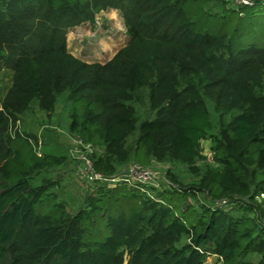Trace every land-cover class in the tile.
<instances>
[{
    "label": "trees",
    "instance_id": "1",
    "mask_svg": "<svg viewBox=\"0 0 264 264\" xmlns=\"http://www.w3.org/2000/svg\"><path fill=\"white\" fill-rule=\"evenodd\" d=\"M110 11L126 46L107 63L75 57L70 32ZM1 66L11 86L0 101V264H264V0H0ZM146 92L155 117L140 122ZM62 98L70 132L104 148L94 164L106 176L131 163L193 166L212 129L207 101L239 114L214 138L219 168L198 183L172 180L153 198L139 185L99 187L73 214L55 183L33 184L64 159L15 129ZM200 195L209 205L188 203Z\"/></svg>",
    "mask_w": 264,
    "mask_h": 264
},
{
    "label": "rangeland",
    "instance_id": "2",
    "mask_svg": "<svg viewBox=\"0 0 264 264\" xmlns=\"http://www.w3.org/2000/svg\"><path fill=\"white\" fill-rule=\"evenodd\" d=\"M242 0H212L215 8L232 7L240 4ZM101 26L83 24L76 27L68 35V49L78 59L87 63H107L123 49L128 42L127 29L124 19L118 11H110L98 18ZM103 23V24H102ZM11 86V73L4 66L0 67V101ZM210 112L212 129L208 138L201 140L202 156L193 166L178 162H153L149 167L162 183L177 180L184 185L196 184L205 174L206 170L213 167L219 168L215 161L214 138L218 136L222 127L228 126L232 119L239 114L238 111L217 112L215 105L207 101ZM137 113L140 122L153 119L155 114L150 110L148 93L144 95L142 103L137 104ZM71 104L65 98L59 100L55 111L48 115L34 106L30 112L20 117L15 129L31 136L36 150L42 155L54 156L64 159V163L58 167L44 170L33 180V184L41 185L44 181L55 183L52 191L57 195L59 201H63L70 213H76L87 205L88 200L96 193L98 187L82 183L75 178L74 166L70 159V151L73 147L75 134L70 132ZM138 136V132L130 139L132 143ZM104 153V148L96 150V156ZM176 182V183H177ZM159 188H149V193L155 196ZM199 207L202 204L209 205L207 199L200 195L198 199L188 202ZM261 257L251 255L244 262L258 264ZM207 264H218L216 257L207 260Z\"/></svg>",
    "mask_w": 264,
    "mask_h": 264
},
{
    "label": "built area",
    "instance_id": "3",
    "mask_svg": "<svg viewBox=\"0 0 264 264\" xmlns=\"http://www.w3.org/2000/svg\"><path fill=\"white\" fill-rule=\"evenodd\" d=\"M252 1L253 0H242L240 4L248 5ZM99 21H97V25L101 26ZM75 136L73 147L70 151V159L73 162V170H75L73 173L75 178L81 180L82 183L98 188H115L121 184L139 185L144 191H147L149 195V188L151 187L159 188L161 191L173 189L174 185L172 182L166 181L162 183L160 177L157 176L153 170L137 163H131L125 166L114 176L104 175L95 168L94 154L96 153V149L92 145L84 143L79 136ZM150 196L153 198L152 195ZM216 258L219 260L218 264H223L222 259H219V257Z\"/></svg>",
    "mask_w": 264,
    "mask_h": 264
}]
</instances>
